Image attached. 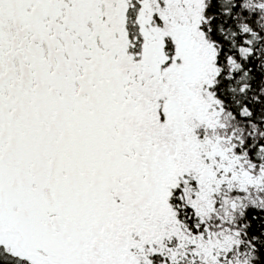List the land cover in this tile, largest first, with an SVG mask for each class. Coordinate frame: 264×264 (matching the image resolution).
I'll return each mask as SVG.
<instances>
[{"label": "snow or ice", "instance_id": "1", "mask_svg": "<svg viewBox=\"0 0 264 264\" xmlns=\"http://www.w3.org/2000/svg\"><path fill=\"white\" fill-rule=\"evenodd\" d=\"M0 264H264V0H0Z\"/></svg>", "mask_w": 264, "mask_h": 264}]
</instances>
